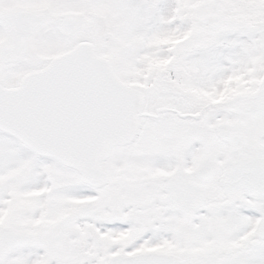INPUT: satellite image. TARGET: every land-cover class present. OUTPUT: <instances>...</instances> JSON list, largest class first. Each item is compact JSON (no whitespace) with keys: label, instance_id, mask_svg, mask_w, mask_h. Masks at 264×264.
I'll return each instance as SVG.
<instances>
[{"label":"snow or ice","instance_id":"6c2138e0","mask_svg":"<svg viewBox=\"0 0 264 264\" xmlns=\"http://www.w3.org/2000/svg\"><path fill=\"white\" fill-rule=\"evenodd\" d=\"M0 264H264V0H0Z\"/></svg>","mask_w":264,"mask_h":264}]
</instances>
